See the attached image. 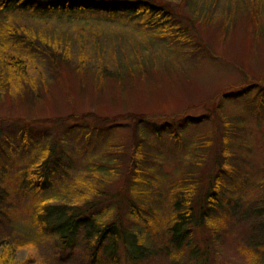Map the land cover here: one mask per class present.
Segmentation results:
<instances>
[{
    "label": "rangeland",
    "instance_id": "1",
    "mask_svg": "<svg viewBox=\"0 0 264 264\" xmlns=\"http://www.w3.org/2000/svg\"><path fill=\"white\" fill-rule=\"evenodd\" d=\"M125 1L91 2L133 13L0 12V43L7 41L8 24L71 50L67 63L54 65L46 53L15 47L27 75L15 74L10 83L0 79V184L14 185L17 208L15 231L6 237L27 242L17 262H88L79 250L57 256L37 227L38 192L26 191L29 181L18 189L20 172L51 149L64 169L52 194L64 201L77 197L66 190L76 180L92 200L95 189L127 190L132 175L138 178L137 191L127 197L142 218L124 202L120 216L146 238L150 249L142 264H264V0H154L173 13L159 28L144 25L151 14H137ZM224 124L237 128L229 146ZM220 161L225 169L214 165ZM202 190L217 191L210 202L221 211L211 212L212 226L225 204L231 206L228 223L211 232L204 223L188 231L187 246L176 247L165 226L187 202L175 208V192L195 203ZM221 193L234 198L216 203ZM114 211L111 222L119 218Z\"/></svg>",
    "mask_w": 264,
    "mask_h": 264
},
{
    "label": "trees",
    "instance_id": "2",
    "mask_svg": "<svg viewBox=\"0 0 264 264\" xmlns=\"http://www.w3.org/2000/svg\"><path fill=\"white\" fill-rule=\"evenodd\" d=\"M92 0H0V12H12L17 8L25 9L29 8L35 13L46 14V12L54 13H68L70 11L84 12V11H104L107 13L114 12L113 14H125L133 13L131 9L128 8H111L109 5H103L100 3L91 2ZM128 1V2H127ZM127 3H133V8L136 13L139 14L143 12L145 14L150 13L149 22H145L144 25L152 26L151 28H159L164 22H170L173 20V13L168 4H160L154 2V0H126ZM111 9V10H110ZM256 10V8H254ZM170 10V11H169ZM129 13V14H130ZM255 15V12H254ZM150 19H158L150 23ZM5 36L7 41L0 43V79L4 82L10 83L14 80L15 74L21 78H25L26 74V60L22 59L21 55L16 54L13 49L15 47H28L32 50H38L41 53H46V59H52V64L56 65L58 60L62 63H67L71 59V50L69 46H65L64 49H60L57 46L56 41H51L47 36L45 37L41 33H24L21 34L16 28H12L8 24H4ZM39 37V38H38ZM38 39L41 41L45 47H50L52 52H44L41 45H38ZM33 64H35L32 61ZM223 106V105H221ZM262 105H260V110ZM208 117L201 120L205 121ZM141 120V119H140ZM105 125V124H104ZM107 126V125H106ZM113 126L112 124L109 127ZM172 126V125H167ZM166 126V127H167ZM110 129V128H109ZM225 131H231L224 124ZM225 137H227L228 143L225 142V137L223 136L224 142L229 143L236 141L237 128L232 129L231 132H225ZM229 135V136H226ZM183 135L181 134L180 137ZM223 142V143H224ZM223 152L228 153V147ZM51 149H45L42 151L41 161L33 162L27 168L26 172L21 171L20 177L18 179V189L22 190L23 186L28 182L27 190H35L38 192L36 196L37 205L34 207L36 214V222L39 230L45 234L42 236L45 238L48 236L53 242L54 247L57 249L58 257L66 255H76L79 250L84 258L87 259V264H126L133 262L135 264H142V259L145 254L149 252L146 246V238L142 232L143 237H139L137 231L130 230L128 225L127 217L122 214V203L134 211L135 217L140 215V212L135 211L137 205L132 199L127 197V193H134L137 191L135 182L138 180L134 175H132L131 182H126L123 187H127V190H115L113 193L95 189V197L92 196V200L89 199L87 193H83L80 185L84 184L81 180H76L74 183L70 184V188L66 189L73 196H77L73 199L65 198V201L60 193L52 194L56 191L57 180L60 176H63V171H59L61 166V156L59 154L55 155V152L51 155ZM52 156V161L50 157ZM223 156V155H222ZM221 156V157H222ZM220 157V158H221ZM223 159V157H222ZM59 165V166H58ZM215 166L223 168L226 163L215 162ZM33 166V171L31 167ZM1 168V167H0ZM63 169V168H62ZM225 169V167H224ZM64 170V169H63ZM111 170V169H110ZM1 171V170H0ZM219 177L213 178L214 182L217 183ZM18 190V191H19ZM24 190V189H23ZM90 191L93 188L89 189ZM16 191L14 185L9 188L3 183L0 184V264H20L17 262L18 252L21 251L23 244L27 243L21 241L22 239L9 238L11 230L13 233L15 231V226L13 224V215L17 211V208L13 206V192ZM191 196V192H189ZM217 191H210L208 193H197L193 198L195 203L187 198H181L178 196V192L174 195V206L175 208H181L183 202L186 203V207L183 211H179L178 214L172 217L175 221L171 224H166V232L171 235L168 236L170 242L175 244L187 243L184 241V237L188 231H192L206 224V229L212 231H217V225L221 224L225 226L228 223L229 210L226 204L223 205L224 211L220 214L221 218H217L212 226V220H210L211 212L217 211L218 204H211L210 200H216L214 197ZM225 194V192H224ZM222 195L217 198L216 203L220 201L231 202L234 198L229 195ZM227 194V193H226ZM26 192H23V196ZM57 199L56 203L51 204ZM39 201V202H38ZM71 203V204H67ZM206 205H208V210ZM114 210H117V216L115 222H111L109 218ZM221 211V210H219ZM231 211V210H230ZM109 217L107 218V216ZM139 218V217H138ZM171 219V217H169ZM137 223H139L137 221ZM187 225V226H186ZM220 225V226H221ZM133 226V225H132ZM219 226V227H220ZM260 228L264 227V224L259 225ZM264 231L262 232V236ZM41 236V235H40ZM262 236L260 237L262 239ZM27 240L34 241L31 237H22ZM180 239V241H179ZM31 244H29L30 246ZM258 244L257 247H259ZM152 252V249H151ZM80 253V254H81ZM264 253V251H263ZM84 259V261H86Z\"/></svg>",
    "mask_w": 264,
    "mask_h": 264
}]
</instances>
